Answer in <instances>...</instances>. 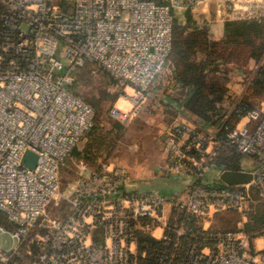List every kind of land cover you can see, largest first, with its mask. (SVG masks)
Segmentation results:
<instances>
[{
    "label": "built area",
    "instance_id": "built-area-1",
    "mask_svg": "<svg viewBox=\"0 0 264 264\" xmlns=\"http://www.w3.org/2000/svg\"><path fill=\"white\" fill-rule=\"evenodd\" d=\"M209 1L0 0V210L15 224L0 223V264H134L136 229L165 237L153 229L166 230L167 207L198 215L238 210L247 219L253 190L264 202L263 98L228 132L229 144L256 161L244 169L251 181L212 186L196 178L223 139L179 122L165 132V168L193 173L186 199L128 189L129 169L106 165L84 175L64 216L46 213L61 194V163L96 120L95 107L70 88L73 70L93 62L115 77L131 109L114 107L112 114L126 120L152 97L151 86L168 63L177 10ZM216 1L229 19L264 18V0ZM27 150L38 154L34 167L22 162ZM4 233L13 239L10 248L2 246ZM262 234L253 239L243 225L219 231L212 245L190 249L191 264H264Z\"/></svg>",
    "mask_w": 264,
    "mask_h": 264
},
{
    "label": "trees",
    "instance_id": "trees-1",
    "mask_svg": "<svg viewBox=\"0 0 264 264\" xmlns=\"http://www.w3.org/2000/svg\"><path fill=\"white\" fill-rule=\"evenodd\" d=\"M192 17L191 9H188L186 11V21H192ZM178 22L180 21L176 20L175 22L174 44L169 56L173 77L181 86L178 91L179 95L176 98L181 100L183 106L190 112L200 116L207 122L219 124L217 134L223 140L218 145L212 159H210L208 169L213 166V168L219 170H240L243 166V154L235 146L229 144L228 132L234 129L239 120L255 107L251 101L252 95H246L241 98L239 93L231 91L230 86L228 87V82L230 83L231 81V69L219 64H209L210 57L208 54L204 55V59H201L191 53L194 51L196 44L192 48H186L185 51L174 49ZM221 40L227 45L244 40L253 43L264 40V18L226 19ZM257 49L253 45L251 54L255 56L260 50H263L262 53L260 51L259 65L253 74L247 73L244 82L248 85L246 88L248 90L247 93L254 90V92H259L258 95L262 93L264 98V47H261V49L257 47ZM225 59L229 61L227 57ZM104 71L119 83L109 72ZM71 88L75 91L73 84ZM75 92L89 101L97 111L94 102L77 91ZM226 99L229 101L226 102ZM96 129L95 123L85 135H88L91 141H95L99 145V141L96 137L94 138ZM74 148L71 153H81L79 147V150L76 148L74 150ZM88 150L90 149L87 148V152ZM190 153H194V151L191 150ZM194 174L196 173L194 172ZM204 175L205 173L202 176L199 175V177L197 175L196 178L202 181L205 177ZM206 184L212 186L227 185L221 179L214 182H206ZM253 197L255 200L252 203V208L248 214L249 220L246 222L244 229L254 239L258 234L261 235L263 233L260 229L264 226V202L259 199L255 190H253ZM200 219V215L194 212H187L184 208L173 206L172 213L168 219V226L165 230V237L156 238L149 231L137 228V251L133 255L134 264H191L190 249L193 247L198 252L204 246L212 245L217 240V232L224 231L213 227L205 228L201 224ZM140 220L146 221L147 219L140 218ZM0 223L11 228L15 227V224L1 210ZM181 227H183V231H181Z\"/></svg>",
    "mask_w": 264,
    "mask_h": 264
},
{
    "label": "rangeland",
    "instance_id": "rangeland-1",
    "mask_svg": "<svg viewBox=\"0 0 264 264\" xmlns=\"http://www.w3.org/2000/svg\"><path fill=\"white\" fill-rule=\"evenodd\" d=\"M191 12L193 15L192 21H186L185 17V19H182L177 24L178 27H176V42L174 49H182L185 51L186 48H192L194 44H196L194 51L191 53H194V55L200 57L201 59H204V55L208 54L210 57L209 64H219L220 66L229 67L231 70L236 67L242 69L241 71L245 72V74L251 72V69H254V66L252 67L253 59L259 61L263 51L260 49L261 47H264V40L256 43L244 40L229 43V45H227L221 40V38H217L221 35V28L217 25L218 19L213 18L215 16L201 14L199 12H194L193 10H191ZM253 45L256 49L257 47L260 48L259 50L261 53L259 51L257 55L253 56L251 54ZM225 57H227L229 61H226ZM60 58L63 59L62 55ZM169 65L170 63L168 61L164 70L151 86V91L153 89L152 87H156L158 85L170 86L172 84V70L170 71ZM102 69L103 68L99 67L95 63L88 62L83 66L75 68L72 72L74 77L72 84L75 91L85 96L87 99H90L97 107V119L95 120L97 129L94 138L96 137L100 146L97 145L95 141H91V138L88 135H85L75 147L76 149L79 147L81 149V153L75 154L72 152L64 163H61V194L57 199V202L53 199L46 207V213L51 217H59L66 214L70 206L68 197L73 194L74 189L89 170L98 171L106 165H110L112 162L116 165L115 163H119L122 156L129 157L131 155L132 145L135 144L137 136L143 130H146L145 123H141V116L137 117L134 116V114L126 120H120L112 114V109L114 107L130 110L131 103L123 94L124 87L120 85V83L113 80L104 71V69ZM130 90L131 88L129 87L128 91ZM247 91V89H244L243 91L238 92L239 97L242 98L246 95H252L251 101L254 106H256L259 101L263 99L262 93L261 95H258L259 92H254V90L250 93H247ZM154 100L155 102L158 101L161 104L155 105L154 102L153 104L157 108H168V102H166L161 95H156ZM144 105L145 103L143 106ZM87 148L90 149L88 152ZM242 156V161L245 166L252 168L255 165L256 161L253 158L247 155ZM208 171L209 169L205 171V174L208 173ZM189 172L190 170L188 172L186 171L183 175L192 176L193 173ZM193 182L194 180L192 183ZM242 214L243 213L239 211V215L241 216ZM248 220L249 216L247 217V220L244 221L243 227H245ZM261 230H264V226L261 227L260 231ZM262 235L263 234H258L257 237H261ZM1 243L4 248H10L14 245L13 239L9 233L2 234ZM20 264H26V261L21 259Z\"/></svg>",
    "mask_w": 264,
    "mask_h": 264
},
{
    "label": "crops",
    "instance_id": "crops-1",
    "mask_svg": "<svg viewBox=\"0 0 264 264\" xmlns=\"http://www.w3.org/2000/svg\"><path fill=\"white\" fill-rule=\"evenodd\" d=\"M186 8H180L177 10L178 20L181 21L186 17ZM194 12H199L201 14L213 15L218 19L217 25L220 26V37L223 35L224 21L229 19L226 9L216 0H210L208 3L201 4L193 9ZM170 65L169 69L172 70L171 61L168 60ZM259 63V62H258ZM257 60L253 59L251 72L253 74L258 66ZM251 67V68H252ZM242 69L233 68L231 70V81L228 82V87L230 86L231 91L235 93L246 90L247 84L245 81V72ZM172 73V71H171ZM170 86L158 85L152 87V97L148 99L144 106H142L134 116H141V123H145L146 130H143L136 138L135 144L132 145L131 155L129 157L122 156L119 163H115L117 166H125L130 171V179L125 184L128 189L134 190H148L157 189L161 192L167 194H175L182 198H187L190 192L192 181L195 180L194 175H183V174H170L165 172V167L167 163V153L164 149V143L166 139V130L168 127L179 123L187 122L192 125V127L198 128V130L205 131L208 134L217 133L219 131L218 123H210L201 118L200 116L190 112L185 108L178 98V91L181 89L179 83L171 75ZM161 92V93H160ZM159 95L168 102V108H157L154 106V98ZM177 95V96H176ZM162 99V98H161ZM229 101L228 99L225 100ZM150 106H149V105ZM155 105H161L158 101ZM154 108V109H153ZM246 118L241 119L244 122ZM188 134L184 137L187 138ZM216 146L214 139L209 140V148L212 149ZM218 146H216L217 149ZM242 163H244L242 161ZM112 162L110 166H113ZM249 169V167L243 164L240 170ZM222 170L209 168L208 173L205 174L204 181L214 182L220 179V173ZM166 216L170 217L172 213V206L167 207ZM243 215V214H242ZM239 215V211L224 209L219 211H211L205 215H200L201 224L208 228H218L221 230L237 228L244 225V221L247 219ZM183 231V227H181ZM165 233V229L161 226L153 229V234L160 237ZM260 237V236H259ZM258 237V238H259ZM261 244V240H258ZM137 250V245H136Z\"/></svg>",
    "mask_w": 264,
    "mask_h": 264
},
{
    "label": "water",
    "instance_id": "water-1",
    "mask_svg": "<svg viewBox=\"0 0 264 264\" xmlns=\"http://www.w3.org/2000/svg\"><path fill=\"white\" fill-rule=\"evenodd\" d=\"M38 160V154L27 150L23 157V164L34 167ZM220 179L227 185L246 183L252 180V172L246 170L224 169L220 173Z\"/></svg>",
    "mask_w": 264,
    "mask_h": 264
}]
</instances>
